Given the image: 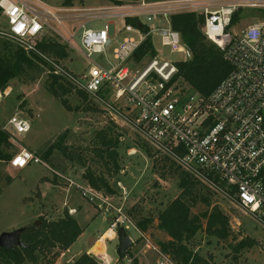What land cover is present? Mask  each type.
<instances>
[{
    "label": "built area",
    "instance_id": "built-area-1",
    "mask_svg": "<svg viewBox=\"0 0 264 264\" xmlns=\"http://www.w3.org/2000/svg\"><path fill=\"white\" fill-rule=\"evenodd\" d=\"M187 14L201 18L203 36L218 47L230 67L228 75L207 97L175 89L180 81L175 80L177 62L163 61L157 50L144 65L134 67L131 63L134 52L148 37H158L172 53H184L171 18ZM0 17L6 24L0 27V38L40 56L52 67L53 74L77 90L90 96L108 91L115 101L125 99L132 106L127 114L129 121L155 154L168 158L214 194L233 202L264 230V0L141 1L56 9L41 0H0ZM126 20H134L137 26ZM64 23L72 28L68 30ZM93 23H102L103 28L87 27ZM50 33L89 62L87 76L63 70L37 50V44ZM78 35L79 46L75 40ZM94 55H100L102 63L94 62ZM7 94L6 89L0 91V100ZM0 129L15 140L28 133L31 126L27 120L11 116ZM38 163L33 152L20 147L9 166L21 170ZM66 181L109 224L105 232L109 235L103 238L104 233L97 241L103 251L87 252L98 264H131L125 257L112 260L106 254L105 242L117 240L120 228L130 240V229L138 232L144 248L155 254L156 264H173L138 231L127 213L113 204L111 196L86 183ZM68 213L75 214L76 210L70 208Z\"/></svg>",
    "mask_w": 264,
    "mask_h": 264
},
{
    "label": "rangeland",
    "instance_id": "rangeland-1",
    "mask_svg": "<svg viewBox=\"0 0 264 264\" xmlns=\"http://www.w3.org/2000/svg\"><path fill=\"white\" fill-rule=\"evenodd\" d=\"M41 1L53 9L67 7L63 6L65 0ZM141 1L165 0H118V3L115 0H72L70 6L99 8L137 4ZM52 26L56 28L55 25ZM63 26L68 30L72 28L67 23ZM0 27H6L4 20L0 19ZM87 27L99 30L103 28V24L93 23ZM52 34L43 39H55ZM75 40L79 46V35ZM152 41L155 50L159 52V58L165 62H183L191 58L185 46L184 53H172L169 48L161 45L158 37H154ZM92 60L97 64L102 63L100 55L92 56ZM58 64L75 76H87L88 69L91 68L80 52L69 48L67 57L58 60ZM38 68L12 80L6 88L7 96L0 100V126L11 116L21 117L31 126L28 133L12 140L7 154L12 158L20 147H24L40 160V163L21 170L12 169L8 162L0 161V234L28 228L35 223L39 226L43 220H57L64 212L68 213L67 208H75L76 214H68L77 219L83 233L67 250L70 257L65 258L62 254L54 264H72L78 256L88 251L94 254L102 252L101 242L97 241L108 230L106 218L87 203L76 189L69 187L66 181L85 184L82 176L86 168H91L96 173L103 171L115 190V195H106L111 196L113 204L121 207L127 215L131 212L128 216L132 224L142 218L154 220L149 230L142 233L152 245L158 247V242L167 241V235L156 228L157 215L178 196V178L162 169L163 157L155 154L129 121L127 114L132 111V106L123 98L115 101L108 91H103L98 96L87 94V99L83 101L76 93L78 90H73L64 96L69 106L66 109L49 92V69L42 65ZM99 132L106 134L107 140L116 144L112 149L117 154V174H113L112 161L107 159L110 169L106 173L102 168V160L95 157L93 148L100 146ZM58 143L81 155L85 160V167H81L77 158L70 161L57 148L50 149ZM202 194L206 196L205 191ZM211 202L228 218L231 236L222 242L201 232L190 245L192 250L206 260H211V264H264V230L261 226L233 202L218 194H212ZM204 210L198 204L192 212L197 214ZM133 230L130 229L128 233L134 244L123 257L130 260L131 264H156L155 254L144 248V240ZM242 239L253 240L255 245L236 255L232 247ZM117 244V240L105 242L106 254L112 260L117 257ZM38 264L44 263L39 261Z\"/></svg>",
    "mask_w": 264,
    "mask_h": 264
},
{
    "label": "trees",
    "instance_id": "trees-1",
    "mask_svg": "<svg viewBox=\"0 0 264 264\" xmlns=\"http://www.w3.org/2000/svg\"><path fill=\"white\" fill-rule=\"evenodd\" d=\"M118 3V0H115ZM72 0H65L63 6H70ZM1 19V17H0ZM2 21V19H1ZM201 18L193 14L175 15L171 18L172 29L180 34L183 45L190 53V60L175 64L177 74L175 80L180 79L175 89L200 94L207 97L214 88L228 75L229 65L223 59V53L218 47L203 36L200 30ZM127 24L137 26L134 20H126ZM143 31H147L143 28ZM37 50L50 60L58 63V60L67 57V47L56 39L45 38L37 44ZM156 54L153 41L148 37L134 52L131 63L134 67L142 66ZM54 58V60L52 58ZM46 66L49 70V92L59 99L62 106L69 108L64 96L70 94L74 88L63 77L52 73V67L40 56L34 53H26L16 42L0 38V91L9 87V83L25 75L29 70H38V66ZM84 101L87 93L78 90L76 92ZM101 95V94H100ZM129 109V108H127ZM128 111V110H127ZM101 139L100 146L93 148L95 157L102 160V168L109 172L108 161L114 165L113 174L118 173L115 164L117 154L115 143L107 140L106 134L98 133ZM12 140L8 132L0 129V161L8 162L11 157L7 150ZM57 148L68 160L78 159L81 167H85V160L81 155L71 151L62 143L54 144L50 149ZM170 163V165H166ZM162 169L167 173L177 176L179 194L164 209L158 212L156 228L165 233L167 241L158 242L157 246L163 254L169 256L173 264H211L198 253L194 252L190 245L196 236L203 232L205 235L218 241H227L231 236L228 218L220 209L212 204L213 192L201 182L190 177L168 158H163ZM163 177V174H162ZM83 180L96 191L108 195H115V190L105 177L103 171L95 172L86 168L82 176ZM206 192V196L202 192ZM198 204L205 210L194 214L192 209ZM131 212H128V215ZM152 218H142L134 222L135 227L141 233H146L153 224ZM83 233L77 220L64 212L63 216L54 221H41L39 226L31 225L24 228L20 240L23 248L4 250L0 248V264H54ZM255 242L250 239H242L232 247L234 254L252 248ZM123 257V256H122ZM72 264H98L87 253L81 254Z\"/></svg>",
    "mask_w": 264,
    "mask_h": 264
},
{
    "label": "water",
    "instance_id": "water-1",
    "mask_svg": "<svg viewBox=\"0 0 264 264\" xmlns=\"http://www.w3.org/2000/svg\"><path fill=\"white\" fill-rule=\"evenodd\" d=\"M38 226L37 223L34 224ZM24 228L14 230L13 232L9 233H2L0 234V248L4 250H11L14 248H23V244L20 240L21 234L23 233ZM117 235V247L115 254L117 257L123 256L128 249L131 247V240L129 239L127 233L124 229L120 228L116 232ZM65 258H69L70 254L68 251L64 253Z\"/></svg>",
    "mask_w": 264,
    "mask_h": 264
},
{
    "label": "crops",
    "instance_id": "crops-1",
    "mask_svg": "<svg viewBox=\"0 0 264 264\" xmlns=\"http://www.w3.org/2000/svg\"><path fill=\"white\" fill-rule=\"evenodd\" d=\"M67 209H70V208H67ZM72 209H75V208H72ZM75 210H76V209H75ZM75 214H76V213H75ZM74 218H75V217H74ZM75 219H76V218H75ZM76 220H77V219H76ZM77 222H78V221H77ZM99 243H100V242H99ZM71 247H72V246H71ZM71 247H70V248H71ZM70 248H69V249H70ZM102 251H103V250H102ZM78 257H79V256H78ZM78 257H77V258H78ZM77 258H76V259H77ZM76 259H75V260H76Z\"/></svg>",
    "mask_w": 264,
    "mask_h": 264
},
{
    "label": "bare ground",
    "instance_id": "bare-ground-1",
    "mask_svg": "<svg viewBox=\"0 0 264 264\" xmlns=\"http://www.w3.org/2000/svg\"><path fill=\"white\" fill-rule=\"evenodd\" d=\"M105 235H107V236H108V235H109V233H105ZM105 235H104V236H105ZM107 236H106V237H107Z\"/></svg>",
    "mask_w": 264,
    "mask_h": 264
}]
</instances>
